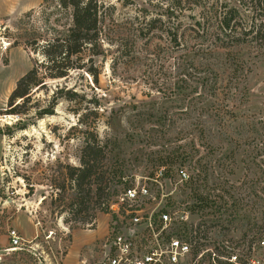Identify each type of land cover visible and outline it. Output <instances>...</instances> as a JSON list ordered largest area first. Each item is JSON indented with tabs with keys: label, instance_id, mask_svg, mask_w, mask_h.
I'll return each instance as SVG.
<instances>
[{
	"label": "rangeland",
	"instance_id": "rangeland-1",
	"mask_svg": "<svg viewBox=\"0 0 264 264\" xmlns=\"http://www.w3.org/2000/svg\"><path fill=\"white\" fill-rule=\"evenodd\" d=\"M58 1L0 0V264H79L80 260L85 264H95L100 259L101 246L113 221L108 210L107 213L97 211L91 197L90 201L85 199L80 205L74 201V205L70 206L73 192L67 185L66 168L78 166L85 137L89 139L96 135L99 140L115 138L121 155L134 153L142 147V143L136 140L130 142L124 137L139 125H136L131 108L140 110L142 105L148 108L151 103L158 104L162 100L154 92L148 97L149 80L145 72L150 61L145 59L150 60L149 57L145 58L139 43L136 47L134 45L132 53L129 52L130 43L137 37L129 24L133 17L159 16L168 5L186 17L199 10L198 3L206 2L103 0L110 7L106 12L109 20L107 18L105 22L109 30L103 33V56L96 62L99 69L97 85L90 90L85 86L82 89L87 100L101 98L98 105L88 104L81 107L85 110L74 114L73 103L59 101L51 116L34 118L33 111L44 107L54 87L63 84V81L47 80L44 88L33 95L38 105H32L31 112L27 115H7L4 112L7 98L15 82L31 66L32 56L25 48V42L34 35L42 37L44 32L48 35L62 32L69 24L68 11L59 8ZM182 20L189 22L186 18ZM73 80L72 74L67 86ZM246 88L248 103L245 108L264 116V58H259L252 67L246 78ZM142 126L149 128L145 123ZM178 143L184 144L183 141ZM151 150L160 149L151 147ZM221 160L217 155L203 156L200 160L211 166L203 194L209 195L215 206L222 205V200L226 202L228 213L239 207L229 206L230 202H236L243 195L250 202H255L253 207L248 203L238 211V215L230 217L222 215V210L217 211L214 207L199 211L194 209L195 200L190 196L188 186L185 183L180 185L174 176V171L178 169L188 176L195 174L187 164L157 169L142 161L137 166L126 167L123 176L130 187L145 185L148 188L153 200H148L143 211L153 212L154 219L156 212L165 211L176 222H181L183 213H187V221L175 224L172 230L185 239L191 236L192 256L202 250L224 254L226 246L238 247L239 251L234 253L243 258L250 242L264 230V205L252 199L253 191L244 187L239 190L246 174L242 166L248 160L241 155L236 156L233 159V175H226L225 170L216 167V161ZM261 160L264 158L256 162ZM248 166V180L263 178L262 166L254 168L250 162ZM160 171L164 178H159L158 184L154 183L153 179ZM216 179L228 183L222 189L214 187ZM263 183L253 188L260 199ZM112 201L113 198L107 205ZM78 210L81 212L76 214ZM11 230L15 231L21 243L14 250L9 248L8 233Z\"/></svg>",
	"mask_w": 264,
	"mask_h": 264
},
{
	"label": "trees",
	"instance_id": "trees-1",
	"mask_svg": "<svg viewBox=\"0 0 264 264\" xmlns=\"http://www.w3.org/2000/svg\"><path fill=\"white\" fill-rule=\"evenodd\" d=\"M197 5L199 10L186 17L168 5L159 16H135L129 23L137 36L130 43L129 52L139 43L145 58L150 59H145L150 61L145 72L149 80L148 97L154 92L162 101L151 103L148 108L142 105L140 110L131 108L139 125L124 137L142 143L134 153L121 155L115 138L99 140L96 135L83 138L78 166L66 168L67 185L73 192L70 206L74 201L78 205L85 199L90 201L91 197L97 211L107 213L112 198L130 187L123 176L126 167L143 161L157 169L190 166L195 174H185L186 179L180 185L188 186L195 200L194 209L198 211L214 207L230 217L238 215L248 203L253 207L255 202L243 195L230 202L229 206L239 207L228 213L221 197L216 196L222 200L218 207L209 195L203 194L211 166L200 160L212 155L222 159L216 161V167L225 170L226 175H233L236 156L247 159L242 166L246 174L239 190L244 187L253 191L252 199L264 205V176L247 178L249 162L254 168H264V160L256 162L264 158V116L245 108L246 78L259 58H264V0H206ZM58 6L68 11L69 24L62 32L52 35L44 32L42 37L34 35L25 42L32 56L31 66L15 82L7 98L4 110L7 115L31 112L32 105H38L33 95L44 88L47 80L63 84L54 87L44 107L33 111L34 118L51 116L59 101L73 103V112L77 114L86 109L81 107L97 106L101 100H87L82 89L85 86L90 90L97 85L96 62L103 56L101 44L103 33L109 30L105 22L109 20L106 12L110 7L103 0H59ZM185 18L189 22L182 20ZM72 74L73 83L67 86ZM144 123L149 125L148 129L143 128ZM151 147L160 150L153 151ZM178 170H173L175 177ZM160 173V178H164ZM227 183L216 179L214 187L222 189ZM261 183L262 199L253 190ZM176 232L173 231L174 235H181Z\"/></svg>",
	"mask_w": 264,
	"mask_h": 264
},
{
	"label": "built area",
	"instance_id": "built-area-1",
	"mask_svg": "<svg viewBox=\"0 0 264 264\" xmlns=\"http://www.w3.org/2000/svg\"><path fill=\"white\" fill-rule=\"evenodd\" d=\"M161 172V171H160ZM153 179L158 184L162 174ZM177 182L181 184L186 175L176 172ZM148 200H153L145 185L129 187L113 198L108 205L113 225L101 246V257L95 264H264V230L250 242L247 254L242 258L235 254L238 247H225L227 252L215 254L202 250L191 255L190 241L181 235H174L175 224L185 223L187 213H183L181 222H176L165 211L144 212ZM10 250L21 243L15 231L8 233ZM208 253V254H206ZM79 264H85L80 260Z\"/></svg>",
	"mask_w": 264,
	"mask_h": 264
},
{
	"label": "crops",
	"instance_id": "crops-1",
	"mask_svg": "<svg viewBox=\"0 0 264 264\" xmlns=\"http://www.w3.org/2000/svg\"><path fill=\"white\" fill-rule=\"evenodd\" d=\"M74 264H78L77 262H74Z\"/></svg>",
	"mask_w": 264,
	"mask_h": 264
}]
</instances>
